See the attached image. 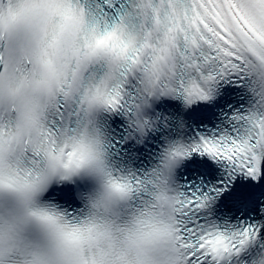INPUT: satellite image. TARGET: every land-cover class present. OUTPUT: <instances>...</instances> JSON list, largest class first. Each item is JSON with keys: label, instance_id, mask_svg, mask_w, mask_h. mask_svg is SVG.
<instances>
[{"label": "snow or ice", "instance_id": "obj_1", "mask_svg": "<svg viewBox=\"0 0 264 264\" xmlns=\"http://www.w3.org/2000/svg\"><path fill=\"white\" fill-rule=\"evenodd\" d=\"M90 6L0 0V264H264V0Z\"/></svg>", "mask_w": 264, "mask_h": 264}]
</instances>
